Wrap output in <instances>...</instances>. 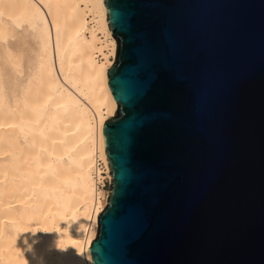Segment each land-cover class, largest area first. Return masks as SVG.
Segmentation results:
<instances>
[{"label":"water","instance_id":"1","mask_svg":"<svg viewBox=\"0 0 264 264\" xmlns=\"http://www.w3.org/2000/svg\"><path fill=\"white\" fill-rule=\"evenodd\" d=\"M103 2L118 108L92 263L264 264V0Z\"/></svg>","mask_w":264,"mask_h":264},{"label":"bare ground","instance_id":"2","mask_svg":"<svg viewBox=\"0 0 264 264\" xmlns=\"http://www.w3.org/2000/svg\"><path fill=\"white\" fill-rule=\"evenodd\" d=\"M116 51L103 0H0V264H33L25 241L93 264Z\"/></svg>","mask_w":264,"mask_h":264},{"label":"snow or ice","instance_id":"3","mask_svg":"<svg viewBox=\"0 0 264 264\" xmlns=\"http://www.w3.org/2000/svg\"><path fill=\"white\" fill-rule=\"evenodd\" d=\"M153 58L158 59L159 54L150 52ZM138 95H144L143 87L138 89ZM148 122L147 117H142L139 121L141 127L145 126ZM26 245V251L30 254V259L33 264H81L84 260V253L82 249L76 248V241H72L70 244L65 245L63 242H55L51 246H47L41 249H36L32 244L24 242ZM36 242L33 241V244ZM70 249L72 250L70 252ZM25 264H29L28 261Z\"/></svg>","mask_w":264,"mask_h":264},{"label":"rangeland","instance_id":"4","mask_svg":"<svg viewBox=\"0 0 264 264\" xmlns=\"http://www.w3.org/2000/svg\"><path fill=\"white\" fill-rule=\"evenodd\" d=\"M104 190H108V193H109V190H110V182L107 183V181H105Z\"/></svg>","mask_w":264,"mask_h":264}]
</instances>
